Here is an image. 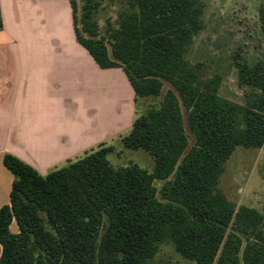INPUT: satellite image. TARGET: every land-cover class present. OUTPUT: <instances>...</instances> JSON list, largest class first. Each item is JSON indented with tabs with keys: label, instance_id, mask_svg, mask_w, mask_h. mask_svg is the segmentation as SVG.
<instances>
[{
	"label": "trees",
	"instance_id": "trees-1",
	"mask_svg": "<svg viewBox=\"0 0 264 264\" xmlns=\"http://www.w3.org/2000/svg\"><path fill=\"white\" fill-rule=\"evenodd\" d=\"M131 5L108 43L83 38L76 17L74 27L102 69H123L136 104L170 85L123 140L127 148L149 153L153 170L113 167V148L104 145L47 176L6 155L14 182L10 204L0 209V264H149L165 239L195 264H264V216L237 208L218 189L237 147L264 148V61L236 62L239 84L254 91L245 106L221 98L218 80L202 79L185 58L203 29V3ZM259 21L264 41V7ZM85 25V33L95 27L88 20ZM186 124L194 136L191 148ZM156 181L164 183L163 201ZM245 237L252 241L240 256Z\"/></svg>",
	"mask_w": 264,
	"mask_h": 264
},
{
	"label": "crops",
	"instance_id": "crops-1",
	"mask_svg": "<svg viewBox=\"0 0 264 264\" xmlns=\"http://www.w3.org/2000/svg\"><path fill=\"white\" fill-rule=\"evenodd\" d=\"M0 10L1 209L14 182L6 155L47 176L129 133L136 96L122 68L102 69L79 43L69 0H0Z\"/></svg>",
	"mask_w": 264,
	"mask_h": 264
},
{
	"label": "rangeland",
	"instance_id": "rangeland-1",
	"mask_svg": "<svg viewBox=\"0 0 264 264\" xmlns=\"http://www.w3.org/2000/svg\"><path fill=\"white\" fill-rule=\"evenodd\" d=\"M69 1L76 4L74 17L81 36L85 39H102L108 43L110 32L119 29L122 18L133 10L131 3L134 0ZM199 1L204 5L203 29L188 46L185 58L191 65L198 67L202 79L218 80L217 91L221 98L245 106L254 91L239 84L236 62L254 65L257 61H264V41L259 21V11L264 7V0ZM87 13L90 19L85 16ZM87 20L95 24L89 33L84 32ZM91 32H96V35L93 36ZM168 89L170 85L165 83L159 97L138 100L136 118L146 113L150 107L158 106ZM183 113L186 121L187 113L184 108ZM186 130L190 136L191 148L194 136L187 124ZM129 133L104 145L113 148L108 155L110 163L117 169L138 165L152 171L154 162L149 153L125 146L123 140ZM163 184L160 181L155 182L160 200ZM218 189L237 208H253L264 216V148L237 147L224 166ZM249 241L252 240L243 238L240 256ZM149 264L195 263L184 258L174 244L165 239L159 243L157 253Z\"/></svg>",
	"mask_w": 264,
	"mask_h": 264
}]
</instances>
